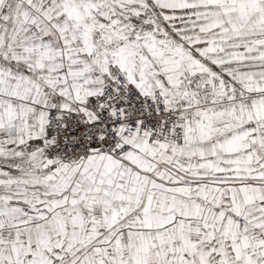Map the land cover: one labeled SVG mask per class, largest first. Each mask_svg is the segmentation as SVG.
Returning <instances> with one entry per match:
<instances>
[{
	"label": "snow or ice",
	"instance_id": "6c2138e0",
	"mask_svg": "<svg viewBox=\"0 0 264 264\" xmlns=\"http://www.w3.org/2000/svg\"><path fill=\"white\" fill-rule=\"evenodd\" d=\"M0 264H264V0H0Z\"/></svg>",
	"mask_w": 264,
	"mask_h": 264
}]
</instances>
